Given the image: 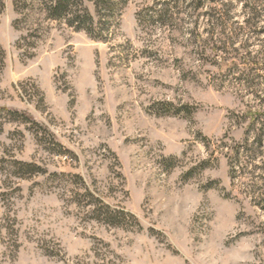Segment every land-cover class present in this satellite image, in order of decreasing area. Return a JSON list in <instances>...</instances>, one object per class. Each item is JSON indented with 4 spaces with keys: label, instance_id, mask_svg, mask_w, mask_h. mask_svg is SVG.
I'll return each instance as SVG.
<instances>
[{
    "label": "rangeland",
    "instance_id": "rangeland-1",
    "mask_svg": "<svg viewBox=\"0 0 264 264\" xmlns=\"http://www.w3.org/2000/svg\"><path fill=\"white\" fill-rule=\"evenodd\" d=\"M2 1L0 264H264V0Z\"/></svg>",
    "mask_w": 264,
    "mask_h": 264
},
{
    "label": "trees",
    "instance_id": "trees-1",
    "mask_svg": "<svg viewBox=\"0 0 264 264\" xmlns=\"http://www.w3.org/2000/svg\"><path fill=\"white\" fill-rule=\"evenodd\" d=\"M127 0H50L45 8L51 20L64 22L77 32H85L91 39L108 42L113 28L119 23ZM86 2L92 4L91 10ZM0 0V14L4 11Z\"/></svg>",
    "mask_w": 264,
    "mask_h": 264
}]
</instances>
